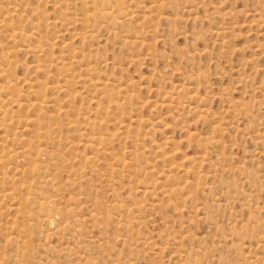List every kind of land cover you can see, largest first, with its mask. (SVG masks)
<instances>
[{
    "label": "rangeland",
    "instance_id": "rangeland-1",
    "mask_svg": "<svg viewBox=\"0 0 264 264\" xmlns=\"http://www.w3.org/2000/svg\"><path fill=\"white\" fill-rule=\"evenodd\" d=\"M0 256L264 264V0H0Z\"/></svg>",
    "mask_w": 264,
    "mask_h": 264
},
{
    "label": "bare ground",
    "instance_id": "bare-ground-1",
    "mask_svg": "<svg viewBox=\"0 0 264 264\" xmlns=\"http://www.w3.org/2000/svg\"><path fill=\"white\" fill-rule=\"evenodd\" d=\"M35 126V125H34ZM45 136H47V135H45ZM31 138H32V136H31ZM40 138V137H39ZM92 142V141H91ZM50 183V182H49ZM48 215H49V213H47ZM43 216V215H42ZM45 217V216H44ZM52 220V219H51ZM48 221V220H47ZM54 221V220H53ZM53 224V223H52ZM49 225V224H48ZM1 257V256H0Z\"/></svg>",
    "mask_w": 264,
    "mask_h": 264
}]
</instances>
